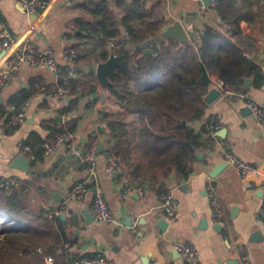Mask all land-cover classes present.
I'll return each instance as SVG.
<instances>
[{
    "label": "crops",
    "instance_id": "crops-1",
    "mask_svg": "<svg viewBox=\"0 0 264 264\" xmlns=\"http://www.w3.org/2000/svg\"><path fill=\"white\" fill-rule=\"evenodd\" d=\"M47 1L49 5L44 11L27 14L18 0H0V31L16 39V43L6 49L0 38V69L9 62L12 50L28 44L36 49H51L60 64H64L63 54L71 47L75 49L73 60L64 65L73 72L70 76L77 78L79 72L91 73L77 69L95 67L101 62L95 58L99 49L86 39L80 40L76 32L74 19L85 14L79 7L85 0ZM131 1L134 0H127ZM141 1L146 11L153 7V12L159 13L160 31L176 20L184 24L189 37L192 29L201 28L204 22L224 31L216 10L199 0ZM234 1L242 16L240 32L233 40L237 41L242 54L250 55L249 60L264 76V0ZM115 11L120 18L122 10ZM110 44L111 41L108 52L115 53ZM83 49L93 53L85 55L84 60H77L76 54ZM246 78L250 82L248 85L243 82L238 92H247L263 104L264 78L259 85H254L253 76ZM58 80L59 73L24 64L12 73L9 82L0 90V106H5L14 93L31 86L35 88L23 104L25 119L21 124L8 127L7 113L0 118V174L18 177V184H24L23 195L30 209L49 210L54 218L59 217L66 237L63 253L67 264H74L81 256L98 254L113 264H264V217L259 213L264 189L248 184V180H264V128L238 92L223 89L217 99L206 103L202 119L193 128L200 132L205 127L209 132H202V141L196 150L200 157L195 155L188 176L170 174L167 178L160 177L157 183H150L130 178L128 169L120 162L114 171L106 169L112 151L108 146L113 144V138L102 115L122 111L107 87L96 82L94 92L75 95L77 104L71 112L60 113L67 106L69 96L59 99L47 92ZM212 87L219 88L218 82ZM58 116L61 121L57 120ZM216 117L221 122L217 129L212 128ZM71 118L77 119L76 129L70 134L74 139L72 147L62 145L43 155L33 166L25 143L36 144L38 140L47 139L53 122L65 123ZM99 124L104 127L102 132L96 130ZM221 129L224 132L218 133ZM90 141L91 146L87 148ZM99 147L102 152L97 153ZM92 148L95 160L88 164L85 156ZM226 153L259 167L260 176L242 179L227 163ZM18 154L30 160L32 173L11 166ZM78 181L86 182V192L81 199L72 194V187ZM160 184L165 191H172L177 201V215L173 221L165 217L160 206L161 194L165 192L161 191ZM95 185L104 194L112 214L111 221H99L94 217ZM208 187L213 188L219 204L217 216H213ZM85 211L90 215L88 218ZM163 219L167 223L164 226L161 225ZM177 243L195 250L191 263L180 257ZM45 257L40 264L54 263V259L48 263Z\"/></svg>",
    "mask_w": 264,
    "mask_h": 264
},
{
    "label": "trees",
    "instance_id": "trees-1",
    "mask_svg": "<svg viewBox=\"0 0 264 264\" xmlns=\"http://www.w3.org/2000/svg\"><path fill=\"white\" fill-rule=\"evenodd\" d=\"M79 7L85 14L74 19L76 32L80 40L86 39L99 49L95 58L107 60L111 41L116 45L112 47L114 52L123 54L126 60L116 67L112 84L107 87L122 111L102 115L113 138L111 155L125 165L132 179L157 183L160 177L170 174L187 177L202 132H209L205 127L200 132L193 128L205 113L204 96L208 90L221 82L224 89L238 92L246 77L253 76L254 85L264 78L233 40L240 32L242 16L235 1L220 0L213 7L224 31L204 22L201 28L192 29L187 43L162 40L148 44L151 52L147 53L140 44L161 30V17L153 7L146 11L141 0H85ZM117 8L122 10L120 18ZM90 53L93 52L78 51L77 60H84ZM58 81L48 88H67L70 97L60 113L71 112L77 104L75 95L94 92L97 82L88 72H79L73 78L65 67ZM34 90L31 86L11 95L5 106H0V118L6 113L11 115L10 107L20 109ZM53 123L47 139L25 143L33 166L43 156L44 142L62 132L73 134L77 119ZM90 146L91 141L86 147ZM23 185L13 187L10 193L0 188V264H40L48 255L53 257V264H67L63 253L66 237L59 217L48 219L44 210L30 209ZM160 189L166 190L163 184Z\"/></svg>",
    "mask_w": 264,
    "mask_h": 264
},
{
    "label": "built area",
    "instance_id": "built-area-1",
    "mask_svg": "<svg viewBox=\"0 0 264 264\" xmlns=\"http://www.w3.org/2000/svg\"><path fill=\"white\" fill-rule=\"evenodd\" d=\"M201 4L202 0H199ZM220 0H209V5L215 7L219 4ZM18 4L21 9L27 14H37L39 12L44 11L49 2L47 0H18ZM0 38L2 39V44L4 48H10L12 45L16 43V39L12 37L8 32L2 30L0 31ZM111 47H116L113 42L110 44ZM75 54V49L68 48L63 54L64 64H60L56 61L54 53L51 49H36L28 44H23L22 46L16 47L12 50L10 54V60L7 65L0 69V90L9 82L11 75L13 72L18 70L20 66L26 64L30 66L36 67H45L51 72L59 73L65 64L72 62L73 56ZM245 58L250 59V55L247 53L242 54ZM68 70V75L73 76V72ZM218 87L223 91L224 87L221 82H218ZM48 94L58 97L59 99H64L68 96L69 90L64 87H53L47 89ZM246 107L250 109L253 117L258 121L259 125L264 128V105L249 95L247 92H238L237 93ZM25 105H22L18 110H12L11 115L8 116L6 120V125L8 127H15L21 124L25 119ZM219 117V115H217ZM216 117V121L212 123V128L220 127V120ZM74 144V139L72 136L66 132H62L57 136L46 140L42 146L43 155L50 154L58 149L60 146L65 145L67 147H72ZM24 148L29 151L28 145H24ZM225 159L227 163L236 171V173L244 180H247L250 176L257 178L260 176V168L256 165L248 163L241 158L237 157L234 154L226 153ZM95 160V149L92 148L85 156V162L88 164H93ZM119 165L117 159L109 155L107 159V171L112 172ZM19 183V179L17 176H4L0 174V188L6 189L7 192H11V189L17 186ZM248 184L250 187L258 188L260 190L264 189V180L256 181V180H248ZM86 192V182L78 181L72 187V194L76 199H81ZM127 192H125V196ZM208 197L211 201V204L214 208L213 216L218 215L219 204L215 195L213 188L208 187ZM160 206L165 214V217L169 221H173L177 215V201L172 193V191H165L161 194V203ZM92 211L94 217L99 221H111L112 214L109 210L108 204L105 200L104 194L102 190L95 185L94 187V196L92 201ZM259 213L264 217V198L262 199V203L260 206ZM44 217L48 219L53 218V214L49 210H44ZM176 249L178 250L180 257L191 263L195 257V250L188 245L184 244H176ZM37 252H41L40 248H36ZM45 260L48 263L53 262V258L51 256H46ZM74 264H113L110 259L102 256L101 254L94 256H81L74 261Z\"/></svg>",
    "mask_w": 264,
    "mask_h": 264
},
{
    "label": "water",
    "instance_id": "water-1",
    "mask_svg": "<svg viewBox=\"0 0 264 264\" xmlns=\"http://www.w3.org/2000/svg\"><path fill=\"white\" fill-rule=\"evenodd\" d=\"M204 5H208L209 4V0H202ZM32 17H34V15H32ZM167 39H173L174 41H177L179 43H187L189 41V36L185 31V26L181 21H174L173 23L167 25V27L165 29H163L162 31H160L156 36H154L153 38L147 40L146 42H143L142 44H140V47L144 48V51L147 52H151L150 49L147 48L148 44H152V43H156V42H160L162 40H167ZM126 60L124 58V55H117L115 53H112L109 55V57L107 58L106 61L104 62H100L98 63L95 67H77V69H81V70H85V71H89L91 73H94L97 79L98 84L103 87H109L112 83L111 80L114 78L115 76V69L118 65L120 64H125ZM250 82L249 78H246L244 80L245 85H248V83ZM222 90L220 88H216V87H212L208 90V92L206 93V95L204 96V101L207 104H210L212 101H214L215 99H217L220 95ZM67 100H70V97H67ZM1 101V99H0ZM264 105V103H263ZM58 121H61V118L58 116L57 117ZM103 126L102 125H97L96 130L98 132H102L103 131ZM224 129H221L218 133H223ZM102 147V146H101ZM103 151H105L106 149L104 147ZM108 149L112 150L113 149V144H110L108 146ZM102 152V150L100 149V147L97 149V153ZM195 155L197 157H200V153L196 152ZM30 160L27 159L23 154H18L11 162V166L14 168H19L20 170L28 173L31 171L30 169ZM32 173V171H31ZM84 215L86 218H88L90 215L88 212H84ZM61 218H63V214L60 215ZM166 221H164V219L161 221V225H166Z\"/></svg>",
    "mask_w": 264,
    "mask_h": 264
}]
</instances>
